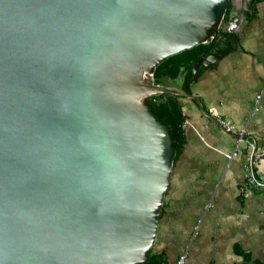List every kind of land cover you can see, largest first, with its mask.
Listing matches in <instances>:
<instances>
[{
  "label": "water",
  "instance_id": "obj_1",
  "mask_svg": "<svg viewBox=\"0 0 264 264\" xmlns=\"http://www.w3.org/2000/svg\"><path fill=\"white\" fill-rule=\"evenodd\" d=\"M243 19L233 0H0V264L150 260L174 150L147 100L217 121L155 68L209 43L192 83Z\"/></svg>",
  "mask_w": 264,
  "mask_h": 264
},
{
  "label": "crops",
  "instance_id": "obj_2",
  "mask_svg": "<svg viewBox=\"0 0 264 264\" xmlns=\"http://www.w3.org/2000/svg\"><path fill=\"white\" fill-rule=\"evenodd\" d=\"M233 1L244 15L237 47L202 66L191 92L213 117L245 129L246 139L264 151V0L254 7L250 3V9L251 0ZM184 104L186 142L173 161L152 249L164 251L170 264L182 254L184 264H264V190H249L247 197L242 191L248 141L228 158L236 146L235 133L206 116L194 100ZM253 168L264 176V157ZM236 248L250 259L244 260Z\"/></svg>",
  "mask_w": 264,
  "mask_h": 264
},
{
  "label": "trees",
  "instance_id": "obj_3",
  "mask_svg": "<svg viewBox=\"0 0 264 264\" xmlns=\"http://www.w3.org/2000/svg\"><path fill=\"white\" fill-rule=\"evenodd\" d=\"M259 1L262 0H252L251 7H254V5ZM210 49L211 46L209 43H200L177 54L168 56L156 66L153 74V82L155 84H162L164 83V80L166 78L173 79L181 77V86H183L185 91L192 93V83L189 82L191 76L190 65L194 61H202V53H208ZM185 99L193 100L181 95L173 94H165L164 96L158 95L147 100V103L151 107L152 112L168 128L169 135L172 141V147L174 150L173 161L178 158L186 142L185 130L182 126L186 118L184 109ZM236 252L242 255L244 260L250 259V255L242 251L241 249L236 248ZM136 264L170 263L167 260L164 251L154 252V250L151 249L150 260L148 262H140ZM255 264L262 263L256 261Z\"/></svg>",
  "mask_w": 264,
  "mask_h": 264
},
{
  "label": "built area",
  "instance_id": "obj_4",
  "mask_svg": "<svg viewBox=\"0 0 264 264\" xmlns=\"http://www.w3.org/2000/svg\"><path fill=\"white\" fill-rule=\"evenodd\" d=\"M260 98V94L257 95L256 97V102H258V99ZM258 108V105L255 106V110ZM216 120L218 124L226 131V132H231L235 133L236 135V146L234 150L230 153L227 154L228 158H232L238 153V145L242 142H247L248 140L246 139L247 132L243 128L237 129L235 125L230 122L229 120L223 118V117H216ZM183 123V127H184ZM248 146L250 148V156H249V161L246 166V177H245V182L243 186V195L247 197L249 195V190H258V189H263L264 190V176L260 173H256L254 171L253 165L255 162H258L264 157V151L260 150L258 151L256 149V146L254 143L248 141ZM185 254H182L178 257V259L173 263V264H184L185 262Z\"/></svg>",
  "mask_w": 264,
  "mask_h": 264
},
{
  "label": "rangeland",
  "instance_id": "obj_5",
  "mask_svg": "<svg viewBox=\"0 0 264 264\" xmlns=\"http://www.w3.org/2000/svg\"><path fill=\"white\" fill-rule=\"evenodd\" d=\"M170 81H172V80L170 79ZM175 81H176V83H177L178 85H180V84H181V77L176 78ZM164 84H172V82H169L168 79H165V80H164ZM196 231H197V226L195 227L194 234L196 233ZM193 237H194V236H193Z\"/></svg>",
  "mask_w": 264,
  "mask_h": 264
},
{
  "label": "flooded vegetation",
  "instance_id": "obj_6",
  "mask_svg": "<svg viewBox=\"0 0 264 264\" xmlns=\"http://www.w3.org/2000/svg\"><path fill=\"white\" fill-rule=\"evenodd\" d=\"M252 2V0L249 2V5H248V8L250 7V3ZM250 9V8H249ZM225 19H227V14H226V16H225ZM202 54H204V53H202ZM167 79V78H166ZM162 84H164V83H162Z\"/></svg>",
  "mask_w": 264,
  "mask_h": 264
}]
</instances>
